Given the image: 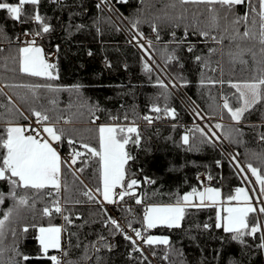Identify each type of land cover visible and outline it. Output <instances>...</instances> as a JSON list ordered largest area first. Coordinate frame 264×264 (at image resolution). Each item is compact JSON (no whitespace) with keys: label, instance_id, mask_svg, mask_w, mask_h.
I'll return each mask as SVG.
<instances>
[{"label":"trees","instance_id":"trees-1","mask_svg":"<svg viewBox=\"0 0 264 264\" xmlns=\"http://www.w3.org/2000/svg\"><path fill=\"white\" fill-rule=\"evenodd\" d=\"M8 2L15 3L16 0ZM173 2L175 0H128L127 3H119L118 0H108L107 3H101V0H41L40 14L46 17L52 31L39 39L38 44L50 56L51 63L57 66L59 78L55 81L29 77L19 72L18 62L13 57L17 56L18 47L24 42V32L36 26L12 21L6 11L0 10V29L3 33L0 34V89H3L0 92V126L12 118L7 112L12 107L8 104V97H12L26 116H30V108H43L52 109L48 114L53 118L62 115L64 119L72 121L64 124L61 119L57 125L66 130V139L58 149L65 159L70 157L73 147L67 143V138L98 148L97 128L100 124H130L135 121L143 137L139 148L129 144L128 149L137 157L131 167L136 173L135 178L141 182L137 193L144 204L137 205L134 199H126V202L107 208L106 205L88 201L82 193L85 185L93 191L99 186V163L92 157L87 158V165L78 160L74 168H84L82 173H76L79 180L74 178L73 169L69 168H65L62 176L71 189L69 193H61L62 203L65 196L71 201H81L64 203V215L70 217L71 223L66 222L62 215L51 218L43 216L41 210L50 203V198L44 197L36 201L34 208L19 209V214L8 227L0 247L10 248L15 240L19 250L32 257L27 264H51L46 258L37 259L41 255L36 239L38 227L49 224L63 229L62 249L67 252L61 258L64 262L141 264L140 254L132 252L131 244L123 235L112 234L111 226H104V210L122 225L127 219L135 218L133 227L144 231V207L175 203L178 195L201 188L202 184L196 180L198 174L211 181V186L218 187L225 201L227 197L235 195L237 188H244V173L249 174L248 164L264 175V140L260 139L264 134V101L246 112L239 124L232 121L222 107L225 98L231 107L240 106L236 91L229 86V82L251 80L256 74V61L260 59V45L240 39H225L218 44L210 38L193 34L199 28L210 31L214 36L232 37L233 31L224 19L219 20L217 28H211L212 14L203 4L180 5L177 2L173 8L170 6ZM216 7L219 8V5ZM25 11L30 13L32 6H26ZM247 12V3L235 9L236 16H243ZM136 20L140 23L133 29L132 24ZM153 24L157 27L159 39L157 32L153 31ZM226 27L227 32L224 30ZM244 30L245 24L242 22L239 32L243 33ZM137 33L142 34L143 39ZM134 36L136 39H133ZM138 39L146 41L148 56L141 51L139 44H134ZM237 44L239 47H236ZM190 46L192 51H188ZM249 47L257 53L255 59L246 51ZM210 49L216 51L212 53ZM242 49L245 51L241 52ZM229 52L240 53L246 63L233 62ZM169 55H174L176 59L169 62ZM197 56L203 60L198 62ZM203 61H207V67ZM144 63L152 68L150 73L144 71ZM155 63L157 69L153 68ZM158 78L168 85L167 89L158 86ZM18 84H52L59 90L50 92L40 88L37 90L40 99L33 101L26 88L5 87ZM77 85L80 86L78 92L74 90ZM20 97H27V102L19 100ZM52 100L56 101L55 105L51 104ZM153 104L162 109H175L176 118L172 119L161 112L160 118L149 125L142 117L158 115L149 111ZM196 112L207 122L197 117ZM125 115L127 121L123 119ZM113 117L119 119L113 120ZM14 119L25 127L31 122L36 123L35 117L24 119L16 115ZM94 119L95 123H92ZM216 123L224 125V129H215L213 126ZM196 126L203 128L209 136L211 133L208 129L211 127L220 137L219 141L202 143L204 137L193 132L189 150L188 146L182 144L181 137ZM230 128L239 129V132H233L230 138H226L223 133ZM75 147L83 151L79 143ZM232 156H236L243 172L235 167ZM144 177L156 183H144ZM80 180L83 184H80ZM8 191V183L0 181V192L7 194ZM12 207L13 200L6 198L0 204V218ZM260 218L263 219V216ZM215 219L213 207L190 208L181 228L156 227L147 230L146 235L168 237L171 246L170 249L145 246L144 254L148 259L143 264H264V251L256 246L259 234L256 240L246 238L248 246L240 245L232 241L222 228H215ZM204 224L211 227L205 230ZM24 226H29L27 233L22 231ZM101 236L106 237L107 241L100 242L97 252L93 245ZM105 243L111 245V251L103 246ZM59 252L51 251L49 255ZM130 252L132 258H129ZM10 255L6 251L4 259ZM165 255L168 256L167 260L164 259Z\"/></svg>","mask_w":264,"mask_h":264},{"label":"snow or ice","instance_id":"snow-or-ice-1","mask_svg":"<svg viewBox=\"0 0 264 264\" xmlns=\"http://www.w3.org/2000/svg\"><path fill=\"white\" fill-rule=\"evenodd\" d=\"M54 2H59V0H54ZM107 2L108 0H101V3ZM118 2L127 3L128 0H118ZM177 2L180 5H205L207 11L212 14L211 28H217L219 26V20L224 19L228 21L233 31L232 37L224 35L219 37L214 36L211 35L210 31L199 28H196L193 34H197L205 39L210 38L218 44L222 43L225 39H240L258 42L260 45V59L256 61V68L254 69L256 74L251 80L236 83L229 82V86L236 91L240 106L237 108L231 107L227 98L224 99L222 105L223 109L227 110L231 120L239 124L246 112H249L256 104L264 101V0H255V2L254 0H175L170 6L173 8L176 7ZM245 3L248 5L249 12L243 16H236V7ZM40 4L41 0H16L15 3H10L8 0H0V10L6 11L12 21L20 24L32 23L36 26L31 31L24 32V35L31 37V39L24 41L23 46L18 47L17 56L13 57L18 62L19 72L29 77L55 81L59 78L57 66L49 61L44 49L38 44L39 39H43L46 34L52 31V27L47 22L46 17L40 14ZM217 5H219V8L216 7ZM26 6H32L30 13L25 11ZM97 7H100V5H97ZM230 16L231 20H229ZM242 22L245 24V30L243 33H240L239 25ZM139 23V20L133 22V29ZM224 30L227 32L228 28L226 27ZM153 31L157 32V39H159L155 24H153ZM0 34H3L2 29H0ZM137 35L143 39L142 34L137 33ZM173 35L175 34L173 33ZM187 35L188 31L186 29L185 37ZM133 39H136V37L134 36ZM139 46L148 55L144 45L141 44ZM149 47H151V42H149ZM236 47H239V44ZM56 50L57 52L59 51L58 46ZM188 51H192L191 46L188 48ZM215 51L216 49H210L212 53ZM244 51V49L241 50V52ZM246 51L250 52L254 59L257 57V53L252 47L247 48ZM229 55L232 56L233 62L246 63L241 58L240 53L233 54L229 52ZM149 58L151 57L149 56ZM175 59L176 57L174 55L167 56L169 62ZM196 60L201 62L203 58L197 56ZM203 62L205 67H207V61ZM143 67L146 73L152 71L148 63H144ZM220 83L223 82L220 81ZM157 84L163 89H167L168 87L159 78ZM172 86L175 87V84ZM5 87L26 88L31 94L33 101L40 99L37 91L40 88H45L50 92L59 90L52 84H18L5 85ZM79 87V85L75 86L74 90L78 92ZM2 91L3 89H0V92ZM27 99V97L19 98L23 102H27ZM8 104L12 106L7 109V112L11 114L12 118L7 119L4 125L0 126V153H2L0 154V181H6L8 183L9 191L7 194L0 192V204H3L6 198H10L13 200V207L3 214V218H0V245H3L8 227L19 214V209L24 207L34 208L36 201L44 197L50 198V203L41 210L43 216L51 218L53 215H62L66 222L71 223L70 217L64 215V203H80L81 201H71L68 196H65L64 203H62L61 193H69L71 189L61 177L64 174L65 168H69L73 169L74 178L79 180L76 173H82L84 168H74V166L78 160L87 165L88 157L96 158L99 163V186L93 191L85 185V190L82 193L88 201L103 205L120 204L121 202H126V199H134L135 204H144L143 198L137 193V189L141 187V182L135 178L136 173L132 171L131 167L132 162L137 157L128 149L129 144H133L137 148L142 144L143 137L135 121H132L130 124L99 125L97 128L98 148L83 141H77L74 138H67V143L73 147L70 157L64 159L61 157L58 148L60 143L66 139V130L57 125L61 119H63L64 124H69L72 122L70 119H64L62 115L53 118L48 114L52 109L43 108H30V116H26L16 106L12 97H8ZM51 104L55 105L56 101L52 100ZM149 111L158 114L156 117L151 115H144L142 117L149 125L153 123L154 119L160 118L159 114L161 112L167 117H171L172 119L176 118L175 109L168 107L162 109L160 106L153 104ZM16 115L24 119L35 117V122L39 127L34 128L31 124L27 127L17 124L14 119ZM196 115L203 119L199 112H196ZM95 119H98V117ZM95 119L92 123H95ZM112 119L117 120L119 117H113ZM123 119L127 121V115ZM213 127L217 130L224 129V125L220 123H216ZM208 131L211 133L210 136L203 128L196 126L194 129L186 131L181 137V142L191 150L192 146L190 141L193 132H198L204 137L202 143H215L219 141L220 137L216 135L215 131H212L211 127ZM233 132L238 133L239 129L230 128L223 134L226 138H230ZM260 139L264 140V134L261 135ZM77 143H79L83 151L76 150L75 145ZM231 159L235 167L243 172L244 169L236 160V156H232ZM217 164L219 165V161ZM247 169L255 177L256 184L260 186L259 198H257L255 191L250 196L246 189L237 188L235 195L227 197V203L229 205H231L232 201H236V205L225 207L223 206L225 201L221 199L222 194L219 189L205 187L203 191H198L196 188H193L190 192L182 196L178 195L175 203L150 204L144 207L142 218L144 231L133 227L135 218L127 219L126 223L122 225L117 219L109 216L106 210H104L106 217L104 226L107 228L110 225V232L112 234L123 235V238L131 244L132 252L140 254L142 258L141 264H143V261L148 259L144 254L145 246L148 248L164 246L167 249H170L171 246V241L168 237L146 235L147 230L156 227H166L168 229L181 228L188 209H200L211 206L217 207L215 228H222L224 233L230 235L232 241L243 246H248L247 237L256 240L257 234H259V243L256 246L264 251V219L260 218L264 216V175L261 174L258 168L253 167L251 164L247 165ZM208 179H211V177H208ZM244 179H247V177L245 176ZM79 182L83 184L82 180ZM144 183L155 184L156 181L149 177H144ZM253 199H256L257 206L253 205ZM129 211L131 210L129 209ZM210 227L211 225L209 224L203 225L205 230H208ZM22 231L27 233L29 226H24ZM129 231L132 233L131 235ZM62 232V227L51 224L47 227H38L39 235L36 239L39 242L41 255L37 259L46 258L51 264H72L71 261H62L56 255H49L50 249L60 251L63 256L67 255L66 250H63L61 245ZM12 234L13 236L16 235L14 230ZM106 241V237H99L97 244H94L93 248L98 252L100 250V242ZM103 246L111 251L110 244L105 243ZM6 251L10 252L11 255L5 260L4 255ZM132 252L129 253V258H132ZM153 255H155L154 252ZM30 259L32 257L23 254L19 250L15 240L10 248L0 247V264H27ZM164 259L167 260L168 256L165 255Z\"/></svg>","mask_w":264,"mask_h":264},{"label":"rangeland","instance_id":"rangeland-1","mask_svg":"<svg viewBox=\"0 0 264 264\" xmlns=\"http://www.w3.org/2000/svg\"><path fill=\"white\" fill-rule=\"evenodd\" d=\"M29 38H31V37H29ZM134 44H136V45H140V44H142V45H144V48L145 49H147V46H146V41H144V40H140V39H138L137 41H135V43ZM21 46H23V44L21 45ZM40 46V45H39ZM148 50V49H147ZM141 51L145 54V51L143 50V49H141ZM146 55V54H145ZM148 56V55H147ZM49 61L51 62V58H49ZM153 68L155 69H157L158 67H157V63H155V65H153ZM100 125H110V124H100ZM62 157V156H61ZM62 158H64V157H62ZM65 159V158H64ZM245 174V176L247 177V179H243V182H244V189H246L247 191H248V193H249V195L251 196V195H253V191H255V193L257 194V198H259V185L258 184H256V182H255V177H253L252 175H251V173L249 172V174H248V172H246V173H244ZM61 179H62V177H61ZM206 187H212V188H216V189H219L218 187H215V186H206ZM205 187L202 185L201 186V188H198L197 190L198 191H203V189H204ZM220 190V189H219ZM220 192H221V190H220ZM221 199L222 200H224L223 198H222V196H221ZM225 201V200H224ZM252 203H253V205L254 206H257L256 205V199H253V201H252ZM236 205V201H232L231 202V205H229L228 203H227V201H225V203H224V205L223 206H225V207H227V206H235ZM211 207V206H210ZM214 209H215V213L217 212V207H213ZM262 217V216H261ZM263 219H264V216H263ZM215 222H216V219H215ZM39 235V233L37 234V236ZM155 236H159V237H164V236H162V235H155ZM61 242H62V235H61ZM39 243V242H38ZM51 251H57V250H55V249H50L49 250V252H51Z\"/></svg>","mask_w":264,"mask_h":264},{"label":"built area","instance_id":"built-area-1","mask_svg":"<svg viewBox=\"0 0 264 264\" xmlns=\"http://www.w3.org/2000/svg\"><path fill=\"white\" fill-rule=\"evenodd\" d=\"M97 1L99 2V0H97ZM30 39H31V38H30ZM20 42L22 43V39H20ZM47 56L50 57L49 55H47ZM202 121L207 122L206 119H202ZM198 123H201V122H198ZM30 124H31V126L34 127V128L39 127V125H37V124L34 123V122H31ZM58 149H59V148H58ZM196 180H197L200 184H202L204 187H206V186H210V185H211V181H207V180L205 179V177H204L203 174H198V175L196 176ZM107 208H108V206H107ZM126 230H127V229H126ZM129 234L131 235L132 233L129 231ZM54 255H56V256L62 258V254H61V252H59V253H55Z\"/></svg>","mask_w":264,"mask_h":264},{"label":"crops","instance_id":"crops-1","mask_svg":"<svg viewBox=\"0 0 264 264\" xmlns=\"http://www.w3.org/2000/svg\"><path fill=\"white\" fill-rule=\"evenodd\" d=\"M28 39H30L29 37H24V41H26V40H28ZM111 125V124H110ZM103 205H106V206H109V205H112V204H103ZM61 245H62V242H61Z\"/></svg>","mask_w":264,"mask_h":264}]
</instances>
